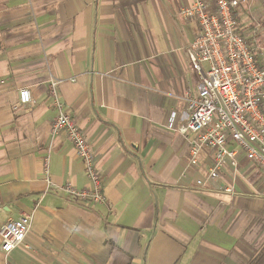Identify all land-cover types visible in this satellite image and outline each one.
Returning a JSON list of instances; mask_svg holds the SVG:
<instances>
[{
    "label": "crops",
    "instance_id": "crops-1",
    "mask_svg": "<svg viewBox=\"0 0 264 264\" xmlns=\"http://www.w3.org/2000/svg\"><path fill=\"white\" fill-rule=\"evenodd\" d=\"M194 1L0 0V225L31 217L30 248L0 250V264H264V170L238 151L208 179L211 151L190 165L177 131L200 81L185 51L197 23L179 14ZM51 79L92 147L102 203L63 190L88 179L50 131Z\"/></svg>",
    "mask_w": 264,
    "mask_h": 264
},
{
    "label": "built area",
    "instance_id": "built-area-1",
    "mask_svg": "<svg viewBox=\"0 0 264 264\" xmlns=\"http://www.w3.org/2000/svg\"><path fill=\"white\" fill-rule=\"evenodd\" d=\"M196 0L181 5L179 14L197 23L198 33L185 51L199 75L195 90L185 93L189 117L177 131L189 137V164L194 165L205 149L211 151V166L207 178L216 180L229 162L236 167V154L245 157L264 170V51H256L249 41L236 31L235 9L243 0ZM59 80L51 79L48 91L56 110L50 131H63L77 155L84 161L88 185L77 189L65 184L63 190L75 198L92 204L104 202L103 181L94 164L92 147L75 120L59 100ZM21 105L31 102L27 88L19 89ZM173 113L169 116L171 126ZM231 139L235 148H228ZM47 160V158H46ZM202 185L203 180H197ZM224 190L232 192L233 187ZM31 217L23 214L16 220L0 225V250L8 253L14 248L29 249L27 237Z\"/></svg>",
    "mask_w": 264,
    "mask_h": 264
},
{
    "label": "rangeland",
    "instance_id": "rangeland-1",
    "mask_svg": "<svg viewBox=\"0 0 264 264\" xmlns=\"http://www.w3.org/2000/svg\"><path fill=\"white\" fill-rule=\"evenodd\" d=\"M264 6V5H263ZM245 7L242 12L235 13L236 27L249 41L256 51H264V7ZM254 30V31H250ZM250 31V32H249Z\"/></svg>",
    "mask_w": 264,
    "mask_h": 264
},
{
    "label": "trees",
    "instance_id": "trees-1",
    "mask_svg": "<svg viewBox=\"0 0 264 264\" xmlns=\"http://www.w3.org/2000/svg\"><path fill=\"white\" fill-rule=\"evenodd\" d=\"M234 14H235V13H234ZM236 15H237V13H236ZM236 31L239 32L240 30H238L237 27H236ZM240 32H241V31H240ZM240 32H239V33H240Z\"/></svg>",
    "mask_w": 264,
    "mask_h": 264
}]
</instances>
